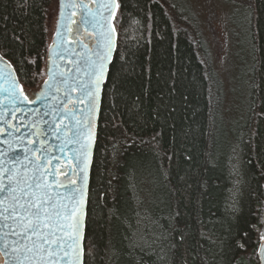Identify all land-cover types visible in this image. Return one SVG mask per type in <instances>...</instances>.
<instances>
[{"label":"trees","instance_id":"16d2710c","mask_svg":"<svg viewBox=\"0 0 264 264\" xmlns=\"http://www.w3.org/2000/svg\"><path fill=\"white\" fill-rule=\"evenodd\" d=\"M233 1L249 10L252 46L251 103L242 127L237 116L227 126L219 121L221 92L198 38L179 26L171 4L118 0L116 48L90 171V254L83 264H259L264 0ZM53 2L0 0V53L29 88L40 80ZM233 197L237 219L253 226L246 250L233 251L225 240ZM137 213L156 222L154 234L138 233L141 247L130 250L123 239L129 230L117 216L135 225Z\"/></svg>","mask_w":264,"mask_h":264},{"label":"snow or ice","instance_id":"6c2138e0","mask_svg":"<svg viewBox=\"0 0 264 264\" xmlns=\"http://www.w3.org/2000/svg\"><path fill=\"white\" fill-rule=\"evenodd\" d=\"M119 8L118 0H60L57 29L49 48L48 80L38 94L30 93L32 101L20 88L12 65L0 55V63L8 69H0V79L9 85L0 90L8 99L6 105H0V135L6 137L0 143L8 146L0 151V157H4L0 159V264H83V257L90 254L85 248L89 158L101 85L115 47L111 21ZM67 9L73 14L79 12L76 36L82 28L88 39L95 37L91 47L81 40L74 41V47L66 46L73 31L72 15L66 13ZM76 48L83 51L77 53ZM66 56H76L72 61L76 75L71 82L64 73L53 71L57 61ZM53 90L62 91L63 97L53 95L54 103L45 105L43 114L25 107V102L43 103ZM77 91L79 94L73 98L72 93ZM13 120L18 122L14 124ZM52 138L59 144L51 143ZM65 160L71 167H63ZM237 203L233 197L226 205V212L233 215L225 240L233 251L246 250L245 241L250 239L247 229L253 228L237 219ZM117 219L129 230L123 239L130 250L141 247L138 233L154 234L150 225L156 222L139 213L135 225L127 217ZM260 240L264 241V231H260ZM259 254L264 259V243L259 245Z\"/></svg>","mask_w":264,"mask_h":264},{"label":"rangeland","instance_id":"374dc122","mask_svg":"<svg viewBox=\"0 0 264 264\" xmlns=\"http://www.w3.org/2000/svg\"><path fill=\"white\" fill-rule=\"evenodd\" d=\"M57 1L54 0L47 18V33L50 36L54 30ZM167 1L178 18L179 26L191 29L198 38L211 77L221 92L219 121L227 126L235 122L237 116L238 125L242 127L251 103L249 86L253 65L249 10L233 0ZM262 217L264 202L258 215L260 223ZM261 231H264V224Z\"/></svg>","mask_w":264,"mask_h":264},{"label":"water","instance_id":"95a60500","mask_svg":"<svg viewBox=\"0 0 264 264\" xmlns=\"http://www.w3.org/2000/svg\"><path fill=\"white\" fill-rule=\"evenodd\" d=\"M92 5H93V4H92ZM92 7H95V5H93ZM59 10H60V0H58V11H57L58 14H57V21H58V16H59ZM66 13L72 15V21H73V11H72L71 9H67V10H66ZM57 21H56V29H57ZM111 23H112V21H111ZM71 26H72V23L70 24V27H71ZM55 31H56V30H55ZM68 37H69V36H68ZM68 37H67V45H66V46H73V45H71V44L69 43V41H68ZM92 40H93V43H94V41H95V37H94V36L92 37ZM52 43H53V42H52ZM114 45H115V47H114V51H113V53H112L111 61H110V62L107 64V66H106L105 78H104V81H103V83H102V85H101V91H100V95H99V99H98V103H97V111H96V114H95V127H94V130H93V131H94V137H93V142H92V147H91V154H90V158H89L88 179H87V185H86V199H87V201H88V190H89V183H90V171H91V165H92V160H93V154H94V148H95V142H96V136H97L98 119H99L100 106H101V99H102V89H103V84H104V82L106 81V78H107V75H108V71H109V67H110V64H111V62H112V59H113V56H114V53H115V48H116V36H115V38H114ZM73 47H74V46H73ZM82 51H83V50L81 49V52H82ZM76 52H77V51H76ZM48 57H49V50H48ZM75 59H76V56H66V58L64 59V60H68V61H70L71 64H72V65H71V69H70V71H68V73H67V72L64 73V74H65V77H68V78H69V82H71V79H70V78H71L73 75H76V72H75V65L72 63V61L75 60ZM0 69H4L5 72L8 71V69L5 68V65H3V64H1V63H0ZM53 71H55V72H57V73H60V70L57 69L56 67L53 68ZM47 73H48V71H47ZM47 73H46V75H47ZM13 74H14V71H13ZM14 75H15V74H14ZM57 78L60 79L61 77L58 76ZM47 80H48V75H47ZM47 80H46V81H47ZM8 86H9V85H8V82H6L5 79H0V90H2L3 88H7ZM44 86H45V83L43 84L42 88H43ZM17 91L19 92V89H18ZM78 94H79L78 91L75 92V94H74V92H73V93H72L73 98H75ZM53 95L58 96L57 93L53 90V92L50 93L49 98H48L47 100H45L43 103H42L41 101H36L35 103L25 102V107L28 108V109L38 110L40 114H43V112L47 110V109L45 108V105L54 103V101L51 99V97H52ZM62 97H63V96H61V98H62ZM7 103H8L7 94L4 93V92H2V91H0V105H6ZM37 118H39V117H37ZM44 119L47 120V119H51V118H50V117H44ZM64 123H67V120H65ZM62 126H63V125H62ZM42 127H46V126H42ZM21 130L23 131V129H21ZM4 139H6V137L3 136V135H0V140H4ZM33 139H35V138L33 137ZM50 142L53 143V144H59V141L55 140L54 138H52V139L50 140ZM25 143H27V141H25ZM7 147H8L7 144L0 143V151H6V150H7ZM18 151H19V149H18ZM20 154H22V152H21ZM57 154L62 156V154H59V153H57ZM37 155H38V154H37ZM62 158H63V156H62ZM0 159H4V157H0ZM64 162H65V163H68L67 160H65ZM73 163H74V162H73ZM70 166H71V164H70ZM74 179H75V177H74ZM86 208H87V205H86ZM260 243H264V241H261ZM260 243H259V245H260ZM259 245H258V247H257V257H258V262H259V264H264V259H262L261 256H260V254H259ZM1 261H2V257H1Z\"/></svg>","mask_w":264,"mask_h":264},{"label":"flooded vegetation","instance_id":"af4514ba","mask_svg":"<svg viewBox=\"0 0 264 264\" xmlns=\"http://www.w3.org/2000/svg\"><path fill=\"white\" fill-rule=\"evenodd\" d=\"M57 2H58V1H57ZM89 6L92 7L93 5H92V4H89ZM57 11H58V9H57ZM116 11H117V10H116ZM116 11H115V14H116ZM57 14H58V12H56V14H55V25H54V30H53L51 36H50V35H47V49H46V54H45L44 62H43V64L41 65V68H40V75H39L40 80H39V81H38L33 87L29 88V87L25 86V85L20 81V79L18 78V76H17V74H16V72H15V69H14L13 66H12V69H13V71H14V74H15L17 80L19 81L20 88L23 89L25 95H28V101H32V100L34 99V96H33V95H30V93H31V94H38V93L42 90V86H43V84L45 83V81L47 80V75H46V73H47V71H48V69H49V66H50V61H49V57H48V50H49L50 46L52 45L53 38H54V33H55V30H56ZM78 20H79V12L77 11V12H75V13L73 14V23H72V26H71V28H72L73 31H72V33L69 34L68 41H69V43H70L71 45L75 46V45H74V41H76V40H81V41H83L85 44H88L89 47H91L92 44H93L92 37H91V39H88V38H87V34L84 33V30H83L82 28H81V30H80V35H79V36H76V34H75L76 24H77ZM113 20H114V19H113ZM113 20H112V25H113ZM49 34H50V33H49ZM76 51H77V53H80V52H81V48H76ZM0 55H2V54L0 53ZM5 63H10V64H11V62H10L8 59H6V58H5ZM1 64H3V63H1ZM57 64H58V67H56V68L60 70V73H61V72H62V73L67 72V73H68V71H70V69H71V65H72L71 62L68 61V60H58V61H57ZM3 65H4V64H3ZM11 65H12V64H11ZM27 89H28L30 92H28ZM74 94H75V92H74ZM57 95H58V97H61V96H63V92L61 91L60 93H57ZM67 107L71 108L72 105L69 104V105H67ZM17 116H19V113H17ZM8 118L10 119L11 117H8ZM35 118H37V117H35ZM17 122H18L17 120H13V121H12V123H14V124L17 123ZM61 127H62V124H61ZM63 167H71V166H70L69 162H68V163H65V162H64ZM63 167L60 169L61 171H63ZM58 178H59V179H63L62 176H59ZM73 179H74V177H73ZM0 261H1V257H0Z\"/></svg>","mask_w":264,"mask_h":264}]
</instances>
